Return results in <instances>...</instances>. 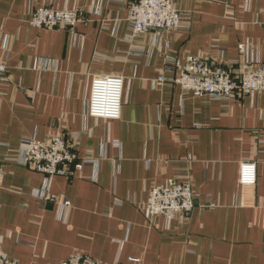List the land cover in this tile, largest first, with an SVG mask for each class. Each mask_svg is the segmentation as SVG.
<instances>
[{"label": "crops", "instance_id": "0c3cea01", "mask_svg": "<svg viewBox=\"0 0 264 264\" xmlns=\"http://www.w3.org/2000/svg\"><path fill=\"white\" fill-rule=\"evenodd\" d=\"M132 1L0 0L1 250L18 264L72 255L101 264H264V91L198 96L167 71L187 56L234 70L264 64V0H171L181 26L139 34L128 20ZM42 6L78 10L81 21L33 27L29 15ZM103 74L124 78L118 119L87 114L91 80ZM54 135L91 161L56 175L57 201H42L44 176L7 158L26 139ZM243 160L256 163L254 186L238 182ZM174 182L191 183L192 210L148 218L149 190Z\"/></svg>", "mask_w": 264, "mask_h": 264}, {"label": "built area", "instance_id": "2783aa9c", "mask_svg": "<svg viewBox=\"0 0 264 264\" xmlns=\"http://www.w3.org/2000/svg\"><path fill=\"white\" fill-rule=\"evenodd\" d=\"M183 13L171 0H133L128 7V20L133 34L149 30H173L181 26ZM81 21L78 10H61L42 6L29 15L28 24L37 28L74 29ZM131 38V37H130ZM243 50V45H239ZM178 71L171 80L179 84L183 92L195 95H209L223 100L235 96L264 91V64H256L246 69L234 70L230 62H217L201 56H187L175 68ZM7 66L0 61V82L6 78ZM158 82L164 81L159 77ZM124 78L119 74L96 75L91 80L87 103V114L93 118L118 119L121 116ZM10 161L25 165L44 176V182L36 197L42 201H57L50 186L56 175H67L73 169H81L91 159L77 160L76 152L65 140L54 135L46 140L26 139L16 157ZM3 173L0 161V180ZM257 181L256 163L243 160L239 164L238 182L241 186H254ZM197 194L190 182L154 185L148 192L145 210L148 218L162 215L168 221L178 214L192 210ZM66 207L67 200L61 202ZM0 264H18L0 248ZM60 264H101L88 255H72Z\"/></svg>", "mask_w": 264, "mask_h": 264}]
</instances>
